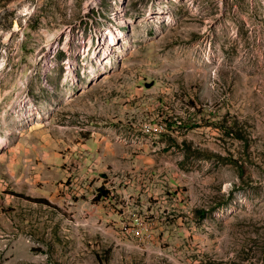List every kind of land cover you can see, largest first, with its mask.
I'll return each mask as SVG.
<instances>
[{
    "label": "rangeland",
    "instance_id": "rangeland-1",
    "mask_svg": "<svg viewBox=\"0 0 264 264\" xmlns=\"http://www.w3.org/2000/svg\"><path fill=\"white\" fill-rule=\"evenodd\" d=\"M0 264H264V0H0Z\"/></svg>",
    "mask_w": 264,
    "mask_h": 264
},
{
    "label": "bare ground",
    "instance_id": "bare-ground-1",
    "mask_svg": "<svg viewBox=\"0 0 264 264\" xmlns=\"http://www.w3.org/2000/svg\"><path fill=\"white\" fill-rule=\"evenodd\" d=\"M102 42L103 43H107V40L109 41V44H116L117 42H119V38H117V36H114V34H112L111 32H109V30L102 36ZM103 48V47H101ZM106 56V55H105ZM99 68L103 69L104 68V65L103 63H101V65L99 64ZM93 73L95 74V70L93 69L92 70ZM74 81V80H73ZM3 142V141H2Z\"/></svg>",
    "mask_w": 264,
    "mask_h": 264
},
{
    "label": "trees",
    "instance_id": "trees-1",
    "mask_svg": "<svg viewBox=\"0 0 264 264\" xmlns=\"http://www.w3.org/2000/svg\"><path fill=\"white\" fill-rule=\"evenodd\" d=\"M100 191H103V189H100ZM104 194H106V193L104 192ZM102 196H104V195L102 194Z\"/></svg>",
    "mask_w": 264,
    "mask_h": 264
}]
</instances>
